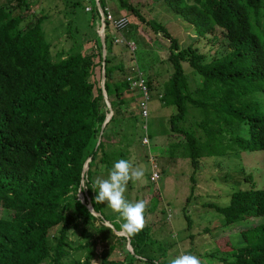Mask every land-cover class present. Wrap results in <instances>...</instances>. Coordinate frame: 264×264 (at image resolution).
<instances>
[{"label":"trees","instance_id":"obj_1","mask_svg":"<svg viewBox=\"0 0 264 264\" xmlns=\"http://www.w3.org/2000/svg\"><path fill=\"white\" fill-rule=\"evenodd\" d=\"M45 1H50L48 7L55 3L0 0V209L5 215L0 218V264H92L96 258L100 264H109L115 242H129L133 253L127 252L113 264H163L167 246L155 244L147 224L134 236H117L112 231L120 234L122 221L117 214L112 219L103 217L102 204L94 203V177L108 174L120 159L130 162L131 149H140L144 138H152L148 135L150 110L145 121L139 111L141 94L127 81L138 72L147 78L145 71L137 64L113 65L115 32L108 23L103 60L97 34L100 11L110 9L113 18L119 19L118 6L124 17L134 18L167 39L166 59L172 73L159 86L157 97L161 96L162 106L175 108L165 120L163 133L176 137L177 142L167 145L164 152L170 159L188 160L196 172L205 158L264 154V0H153L164 3L211 43L205 52L192 46L180 48L163 26L142 14L140 2L116 0L110 8L107 0H63L69 10L65 14L68 49L61 53L53 52L55 45L46 39L43 22L48 15H35ZM84 15L88 18L82 27ZM29 16L34 20L23 24ZM119 34L134 45L142 42L136 37L135 23L128 22ZM86 44L92 46L84 50ZM183 63L201 78L195 88L190 87ZM97 66L99 77L104 71L103 87L112 112L105 126L111 112L101 87L89 82ZM150 81L146 86L151 94ZM243 126L247 137L239 134ZM190 178L186 202L195 191L194 178ZM243 182L248 188L233 192L227 206L211 201L201 205L221 216L227 227L256 221L236 234L231 251L206 256L210 262L264 264V222L259 224L264 221V187L256 186L250 174ZM82 184L86 189L79 193ZM151 202L148 213L153 214L158 200ZM89 205L99 219L90 215ZM96 222L101 225L95 226ZM186 222L188 236H192L187 216ZM97 242H105L109 251L97 255Z\"/></svg>","mask_w":264,"mask_h":264},{"label":"rangeland","instance_id":"obj_2","mask_svg":"<svg viewBox=\"0 0 264 264\" xmlns=\"http://www.w3.org/2000/svg\"><path fill=\"white\" fill-rule=\"evenodd\" d=\"M9 1L12 3V0ZM136 1L144 5L142 14L147 19L163 26L173 38L179 41L180 48L192 46L191 48L205 52L211 47V43L206 39H201L194 32L190 24L185 22L180 16L173 14L161 1L132 0V2ZM49 2H42L35 11V15H48V19L43 22L46 39L55 45L52 47L53 52L57 53L60 51L59 53H61L62 49H68V41L66 39L68 21L65 14L69 10L65 8L66 6L63 0H55V3L48 7ZM114 3H116V0H107L110 8H113ZM33 4L34 1L31 3V6ZM108 11L110 12V9ZM116 11L120 14V18L124 16L120 7L116 6ZM87 18V15L81 16L80 24L83 25L82 27H84V22ZM33 20L34 16H29L23 24H28ZM128 22L137 25L136 37L142 42H134L136 49L133 53L130 52V49L127 50L128 48L126 46L113 44L110 58H112L113 65L123 63L125 67H129L137 64L145 71L144 74L147 76V80L148 78L151 80L152 99L149 104L150 119L148 135L152 137L150 139L151 154L156 155L162 175L160 181L151 184L149 182L148 166L145 163V154H143L144 150L141 146L140 149H131L130 163L142 168L144 178L139 182H129L125 198L131 202L138 200H144L146 202L145 224L151 229L150 237L155 244L160 243L167 246L166 252L162 255L163 264H169L171 259L180 254L196 255L200 258L201 264H220L217 260L210 262L206 256L216 253V251H218L217 256L231 251L233 248L232 242L235 240L236 234L247 226H253L256 221L248 220L236 224L237 226L227 227L223 225V218L221 216L210 209L202 208L201 205L211 201V203L220 207L227 206L229 197L233 192L248 188V184L243 182L244 176L248 174L252 175L256 186L259 188L264 187V154L261 152L241 153L225 155L218 158H205V160H201L196 172L193 171L188 160L170 159L168 153L164 151L171 142H177V138L164 134L163 130L166 127L165 120L174 114L175 108L173 106L167 108L162 106L161 99L157 97L159 86L166 83L172 73L171 65L166 59L169 43L161 34L154 33L134 18L129 17ZM82 27H80L81 32H85L86 28ZM110 31L116 32L111 26ZM218 32L219 30H217ZM98 33H100V30H98ZM113 35L115 36L113 39L115 44H117V40L123 38L122 35H117V33H113ZM91 46L92 44H86L84 50ZM66 55L67 52H63V58ZM207 55H211V53H207ZM94 60L95 62L98 61L97 58ZM98 67L94 69V74L89 79L90 83H96L95 88L101 87L102 74L99 77ZM182 67L190 83V87L195 88L197 83L200 82V76L187 63H183ZM115 74L118 75L119 73L115 72ZM261 95L263 97L261 98V102H263L264 108V95ZM93 96H96L95 89L93 90ZM137 128L140 132V122L137 123ZM239 131L240 135L247 137L246 127L243 126ZM139 150L141 151V156L139 155ZM107 176V174L102 172L94 177V181L97 178H107ZM190 177L194 178L195 191L190 201L186 202L189 196L190 186L192 185ZM153 198L158 200V208L153 214H150L148 213V209L152 204L151 200ZM100 206L103 217L107 219L115 217L116 214L112 213L106 207V204ZM161 211H165V213ZM167 214H169L168 217ZM3 216L5 217L2 209H0V218ZM186 216L191 222L190 229L193 230V235H189L190 237L188 236L190 233ZM95 217L99 219L98 215ZM263 222L261 221L259 224ZM98 225H101V222L95 223V226ZM195 226H198L196 228L197 231L194 230ZM204 229L209 230L207 234L204 233ZM76 237L77 234L71 236V239L76 240ZM105 244V242H97L94 245V251L97 255L109 251V248ZM125 244L122 243L120 245L118 242H115L114 249L110 251L109 264L115 263L116 259L120 257L127 256V252L131 253V248ZM93 261L96 264H100V258H96Z\"/></svg>","mask_w":264,"mask_h":264},{"label":"clouds","instance_id":"obj_3","mask_svg":"<svg viewBox=\"0 0 264 264\" xmlns=\"http://www.w3.org/2000/svg\"><path fill=\"white\" fill-rule=\"evenodd\" d=\"M88 163L87 161L84 167L88 165ZM84 174L85 173L82 171V177ZM143 178L144 171L141 167L134 166L129 160L120 159L113 164L108 172L107 178H97L94 181V187L97 189V191H95L94 203L106 204V207L110 209L112 213L118 214V220L122 221L119 231L121 234L129 237L138 234L145 227L146 202L144 200L131 202L125 198V192L127 191V186L130 181L135 183L142 181ZM85 189L86 187L82 184L79 193L83 192ZM81 196L84 199L82 194ZM89 207L91 206L89 205ZM93 214H95V209L91 208L90 215ZM106 225L109 227L108 224ZM92 264H96V262L92 261ZM169 264H201V260L193 254H180L171 259Z\"/></svg>","mask_w":264,"mask_h":264},{"label":"built area","instance_id":"obj_4","mask_svg":"<svg viewBox=\"0 0 264 264\" xmlns=\"http://www.w3.org/2000/svg\"><path fill=\"white\" fill-rule=\"evenodd\" d=\"M88 10V9H87ZM100 11V10H99ZM100 23H99V27H100V31L103 28V31L105 30V24L108 23L109 27L111 26L114 31H116L115 33H117L119 35V32H121V30H123L125 28V26L127 25V18L126 17H121L119 19H114L112 14L106 9V12L103 13L102 11H100ZM114 43V41H113ZM117 44L115 45H123L126 46L130 52H134L136 49V46L131 43V42H127L125 41L123 38H121L120 40L116 41ZM132 44V45H131ZM134 46V48H133ZM127 81L130 83V87L132 89L137 90L142 97V101L139 105V111L140 114H142L144 120L146 121L147 117H148V111H149V104L151 101V94L146 86L147 84V78L141 74V72H138L137 75L135 77H128ZM143 144L147 145L148 144V139L144 138L143 139ZM150 167H151V175H150V182L151 183H156L159 181L160 178V170L157 166V164L153 161L150 160Z\"/></svg>","mask_w":264,"mask_h":264},{"label":"water","instance_id":"obj_5","mask_svg":"<svg viewBox=\"0 0 264 264\" xmlns=\"http://www.w3.org/2000/svg\"><path fill=\"white\" fill-rule=\"evenodd\" d=\"M99 36H100V40H101V45H102V58H103V60L105 59V56H106V50H105V44H104V31H103V28L101 29V31H100V33H99ZM103 66H104V62H103ZM103 77H104V71H103V73H102V78H101V91H102V96H103V98H104V101H105V103H106V105H107V107H108V109L110 110V112H111V106H110V103H109V101H108V99H107V95H106V93H105V90H104V85H103ZM111 114H112V112L110 113V114H107L108 116L106 117V119H105V122H104V124H103V126H105V124L108 122V120L110 119V117H111ZM103 126H102V128H103ZM88 162H90V160H88ZM88 170V165H86L84 168H83V173H85L86 171ZM83 201V200H82ZM91 209V207H89L88 206V209ZM90 209H89V211H90ZM94 216H96V215H98V214H93ZM112 229H113V227L111 226V225H109ZM114 233L115 234H117V235H123V234H119L118 232H116L115 230H114ZM125 237H127V235H124ZM128 244H129V242H128ZM127 244V246H129L130 248H131V246L130 245H128ZM131 253H133V251H132V248H131V251H130Z\"/></svg>","mask_w":264,"mask_h":264},{"label":"crops","instance_id":"obj_6","mask_svg":"<svg viewBox=\"0 0 264 264\" xmlns=\"http://www.w3.org/2000/svg\"><path fill=\"white\" fill-rule=\"evenodd\" d=\"M159 98H161V96H159ZM149 113H150V111H149ZM148 141H149L148 146H147V145H143V143H141V147H142V149L144 150L143 154H145V156H144V158H145V163H147V166H148V174H149V175L151 174L150 160H153V161L157 164V166H158L160 172L162 173L161 168H160V165H159V163H158V161H157V159H156V155H152V154H151V151H150L151 141H150L149 138H148ZM145 151H146V153H145ZM107 175H108V174H107ZM161 175H162V174H161ZM160 178H161V177H160ZM160 178H159V181H160ZM151 184H155V183H151ZM149 185H150V183H149ZM125 193H126V192H125ZM98 215H99V214H98ZM106 224L110 225L108 222H106ZM106 224H105V225H106ZM106 226H107V225H106ZM109 227H110V226H109Z\"/></svg>","mask_w":264,"mask_h":264}]
</instances>
